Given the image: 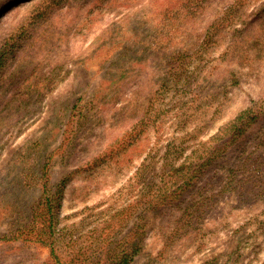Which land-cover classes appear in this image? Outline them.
<instances>
[{
    "label": "rangeland",
    "instance_id": "obj_1",
    "mask_svg": "<svg viewBox=\"0 0 264 264\" xmlns=\"http://www.w3.org/2000/svg\"><path fill=\"white\" fill-rule=\"evenodd\" d=\"M263 10L0 0V237L29 220L44 165L64 183L57 257L1 239L0 264H264V115L188 185L159 175L163 159L201 162L254 103L264 111ZM143 118L146 149L121 148Z\"/></svg>",
    "mask_w": 264,
    "mask_h": 264
},
{
    "label": "trees",
    "instance_id": "obj_2",
    "mask_svg": "<svg viewBox=\"0 0 264 264\" xmlns=\"http://www.w3.org/2000/svg\"><path fill=\"white\" fill-rule=\"evenodd\" d=\"M259 16L260 15L257 14L255 18H258ZM251 22L246 23V25ZM254 105L255 107H253ZM254 105L241 111L234 119L218 128L217 133L210 139L211 141L213 140V142L215 141L216 144L209 145L210 148L208 149V152L201 157V162L198 160L193 162L184 159L181 163L176 165V160L165 161L163 159L162 164L168 166L169 169L168 171L165 170L164 173L162 172L159 174L161 175L160 177L162 178L165 175L170 176V181L179 186L177 189L182 188V185H188L189 181L200 173L201 168L204 167L207 162H209L215 155L220 154L235 139L244 134V132L253 125L261 115H264V111L259 110L255 103ZM137 126L140 127L134 129L133 140L129 141L126 146H124V143H121V148L126 150L128 147L136 149L142 148L143 151L146 149L147 143L152 139L149 128L150 126L154 127V125H150L149 120L143 118ZM174 140L167 143L168 149H170L171 146L174 148ZM174 149H179V144L176 145ZM46 166L47 165H44L41 173L37 176V180L41 185V197L37 204L32 208L29 220L26 224L20 227L15 226L13 230H9L8 234L0 237V240H21L24 242L39 244L43 247L47 246L50 248L51 256L55 259L57 257L55 254V243L59 233L60 199L62 198L64 183H60L53 189L47 175L48 172L46 171ZM149 166L150 164L148 163L145 169L149 168ZM154 196L155 197L152 199L156 198L154 202L157 203L165 202L164 200L168 198V196H162L160 193ZM151 209L156 210V207H151ZM261 225L264 226V222H262ZM133 256L134 255L132 254V256L123 257L122 260L117 262V264H130L133 261Z\"/></svg>",
    "mask_w": 264,
    "mask_h": 264
}]
</instances>
